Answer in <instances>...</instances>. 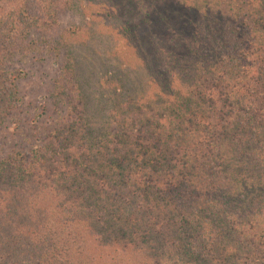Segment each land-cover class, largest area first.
<instances>
[{
	"label": "trees",
	"instance_id": "obj_1",
	"mask_svg": "<svg viewBox=\"0 0 264 264\" xmlns=\"http://www.w3.org/2000/svg\"><path fill=\"white\" fill-rule=\"evenodd\" d=\"M78 3L0 0V127L19 57L70 9L130 31L151 74L132 94L105 76L95 116L83 67L60 66L65 114L0 153V264H264V0Z\"/></svg>",
	"mask_w": 264,
	"mask_h": 264
},
{
	"label": "rangeland",
	"instance_id": "obj_2",
	"mask_svg": "<svg viewBox=\"0 0 264 264\" xmlns=\"http://www.w3.org/2000/svg\"><path fill=\"white\" fill-rule=\"evenodd\" d=\"M84 1L79 0L78 5ZM31 6L37 11L34 3ZM80 10L81 7L79 10L73 8L64 12L60 16V27L34 36L33 39L38 43L45 40L41 51L39 46L34 55L19 57L16 67L25 71L18 83L19 95L23 102L18 105L9 121L0 127V153H7L14 148L26 149L30 148L31 144H37L38 138L49 131L48 129L65 114L69 107L66 100L60 99L54 93V81L58 78L62 64L77 61V64L83 67L78 76L81 82L87 85L84 89L93 99L92 102L89 101L91 115L99 116L100 106L106 105L99 104L96 99L106 94L101 82L105 76L113 80H116L117 74L125 77L127 88H130L128 94H132L134 90L137 93L141 87H145L142 84L150 77L151 71L147 61H144L146 57L135 49L141 45L130 37V31L113 29L112 34H107L101 24L93 22V19L90 20L85 16V12ZM75 25L81 27L78 35L67 34L64 39L57 40L62 28L68 29ZM94 35L102 39L99 46L94 42ZM70 48H73V51H70ZM89 83H92L90 87ZM67 87L71 89L70 84H67ZM108 91L115 92L109 88ZM147 91L152 92L149 84ZM124 94L126 95L125 92ZM69 102H72L70 97ZM106 107L109 110L110 105ZM96 123L100 124L99 121Z\"/></svg>",
	"mask_w": 264,
	"mask_h": 264
}]
</instances>
